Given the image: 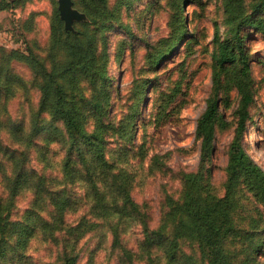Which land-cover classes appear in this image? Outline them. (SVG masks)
Listing matches in <instances>:
<instances>
[{
    "label": "rangeland",
    "instance_id": "1",
    "mask_svg": "<svg viewBox=\"0 0 264 264\" xmlns=\"http://www.w3.org/2000/svg\"><path fill=\"white\" fill-rule=\"evenodd\" d=\"M10 1L14 5L0 11V198L9 204L10 224L0 264H63L66 253L77 255L75 264H130L131 259L138 264H209V250L185 237L169 263L165 242L155 239L151 247L143 246V222L151 230L162 225L168 197L183 200L187 173H202L205 188L224 195L235 140L264 168V34L248 25L240 29L254 102L240 126L237 90L223 86L218 98L222 119L203 156L197 125L213 92L216 26L220 40L235 41L223 0H72L83 17L73 20L71 29L60 16L59 0ZM255 16L264 19V8ZM103 20L113 27L101 38ZM92 30L97 31L94 64L86 72L78 58L73 89L70 83L65 88L93 129L85 100L105 80L101 87L114 108L106 118L108 137L99 161L84 143L62 138V122L41 110L42 75L37 71L41 65L61 69L76 59L75 40L83 43ZM163 55L155 65L153 59ZM141 86L144 95L137 105ZM17 172L25 176L12 192L10 179ZM125 192L138 205V214L121 211ZM236 200L241 218L252 215L264 223V204L258 205L243 186ZM256 206L260 212L252 211ZM169 224L168 237L174 233ZM259 236L264 264V229Z\"/></svg>",
    "mask_w": 264,
    "mask_h": 264
},
{
    "label": "trees",
    "instance_id": "2",
    "mask_svg": "<svg viewBox=\"0 0 264 264\" xmlns=\"http://www.w3.org/2000/svg\"><path fill=\"white\" fill-rule=\"evenodd\" d=\"M103 1L106 2V0ZM14 3L10 0H0V11L11 8ZM262 8H264V0H223L225 22L235 32V41L220 40L219 28L216 26L217 47L213 54L212 70L213 92L197 125V136L202 139L203 156L209 154L217 122L222 119L218 98L224 85L234 86L237 90L239 99L237 112L240 126L248 118L249 110L254 102L253 76L248 54L240 38V29L248 25L264 34V19L255 16ZM111 27L113 23L108 24V20L101 22L99 27L101 38L105 30ZM96 32L92 30L89 33L91 35L87 36L85 33L86 38L83 43L75 40L76 59L74 57L69 59L61 69L47 70L41 65L40 68L37 67V71L42 75L41 110L44 112L47 110L46 113L62 122L64 128L63 132H60L62 138L73 144L84 143L99 161L103 158L104 142L108 137V134L104 132L109 128L106 118L108 112H111L109 108H114V105L110 104L109 94L104 87H101L105 86L103 84L105 80L101 78L98 82L100 91L85 100L89 116L94 121L93 129H88L83 121V108L72 97H69L67 91L70 88H65V85L70 83L73 89L71 76L78 58L79 62L82 61L84 71L88 72L93 66L92 53L95 52L93 38H96ZM179 40L170 46L169 52L174 49ZM104 52L107 56L105 46ZM165 57L163 55L154 58V64L157 65ZM31 64L36 67L39 62L33 60ZM143 95L144 86H141V90L138 91L137 105L142 104ZM130 117L133 118V114ZM52 131L56 132L57 128H53ZM80 153L83 156L84 150H80ZM226 173L225 193L222 196L213 195L205 188L202 173L185 174L183 200L177 202L168 197L169 210L162 225L156 230H151L149 225L143 222L145 233L143 246L151 247L155 239L159 240L158 244L165 242L163 253L171 263L177 258L178 240L182 237L194 238L204 249L209 250V264H262L260 261L262 242L259 232L264 229L263 220H257L252 215L241 218L243 211L238 209L236 198L243 186L247 192L252 194L258 205L264 204V168L247 153L238 140H235L229 149ZM24 176L25 174L17 172L10 179V183L14 185L12 192H16L19 188L23 181L21 178ZM120 209L122 212L124 209H129L132 214H138L139 211L138 205L131 200L127 192L123 196ZM252 211L260 212L258 206L253 207ZM8 216L9 204L0 198V256L5 252L9 238ZM169 223L174 229L170 237L165 235ZM22 234L23 231L19 233V236ZM118 241L119 237L115 234V242ZM76 259V254L66 253L63 264H75ZM129 263L138 264V261L134 262L131 259Z\"/></svg>",
    "mask_w": 264,
    "mask_h": 264
},
{
    "label": "water",
    "instance_id": "3",
    "mask_svg": "<svg viewBox=\"0 0 264 264\" xmlns=\"http://www.w3.org/2000/svg\"><path fill=\"white\" fill-rule=\"evenodd\" d=\"M72 6V0H59L60 16L64 20L67 29L72 28L73 20L83 17V15L79 11L74 10Z\"/></svg>",
    "mask_w": 264,
    "mask_h": 264
}]
</instances>
